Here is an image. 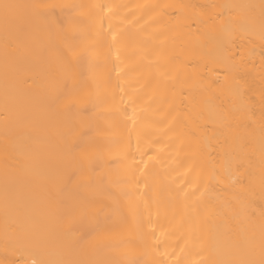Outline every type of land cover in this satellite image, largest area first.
Here are the masks:
<instances>
[{"label": "bare ground", "instance_id": "obj_1", "mask_svg": "<svg viewBox=\"0 0 264 264\" xmlns=\"http://www.w3.org/2000/svg\"><path fill=\"white\" fill-rule=\"evenodd\" d=\"M0 264L264 260V0H0Z\"/></svg>", "mask_w": 264, "mask_h": 264}, {"label": "snow or ice", "instance_id": "obj_2", "mask_svg": "<svg viewBox=\"0 0 264 264\" xmlns=\"http://www.w3.org/2000/svg\"><path fill=\"white\" fill-rule=\"evenodd\" d=\"M0 7L3 8L5 21H7L11 16H13L15 14V9L18 8L17 5H12L7 3L0 5ZM260 264H264V260H261Z\"/></svg>", "mask_w": 264, "mask_h": 264}]
</instances>
